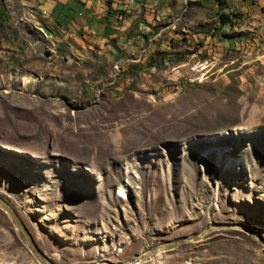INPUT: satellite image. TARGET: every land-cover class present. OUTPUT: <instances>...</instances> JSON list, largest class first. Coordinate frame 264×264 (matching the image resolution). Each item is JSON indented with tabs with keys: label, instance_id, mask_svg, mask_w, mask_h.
I'll use <instances>...</instances> for the list:
<instances>
[{
	"label": "rangeland",
	"instance_id": "1",
	"mask_svg": "<svg viewBox=\"0 0 264 264\" xmlns=\"http://www.w3.org/2000/svg\"><path fill=\"white\" fill-rule=\"evenodd\" d=\"M105 3L0 0V264H264V0Z\"/></svg>",
	"mask_w": 264,
	"mask_h": 264
},
{
	"label": "crops",
	"instance_id": "2",
	"mask_svg": "<svg viewBox=\"0 0 264 264\" xmlns=\"http://www.w3.org/2000/svg\"><path fill=\"white\" fill-rule=\"evenodd\" d=\"M37 12L38 21L61 26L70 36H85L96 41H106L123 35L125 25L117 20L115 3L109 6L105 0H29ZM37 4V6L35 5ZM45 12V13H44ZM45 14V15H44ZM122 25V27L120 26ZM125 35V32H124Z\"/></svg>",
	"mask_w": 264,
	"mask_h": 264
},
{
	"label": "water",
	"instance_id": "3",
	"mask_svg": "<svg viewBox=\"0 0 264 264\" xmlns=\"http://www.w3.org/2000/svg\"><path fill=\"white\" fill-rule=\"evenodd\" d=\"M0 204L2 205V207H4V209L11 215V217L14 219V221L16 222L18 228L20 230H22V232L26 235L30 245L33 247V249L35 250V252L37 254H39L40 256H42V252L39 250L38 246L36 245L34 239L32 238L31 234L28 232V230L22 225V223L20 222L18 216L13 212V210L10 208V206L4 202L3 200L0 199ZM212 229L206 230L204 231L199 237L196 238H192V239H188V242H192V241H198L200 239H202L205 235H207L209 232H211ZM184 241H177L175 243L172 244H168V245H164L162 246L164 250H169L172 249L176 246H178L179 244H181ZM157 251V250H156ZM147 254H144L142 257L147 256ZM100 264H110V263H100Z\"/></svg>",
	"mask_w": 264,
	"mask_h": 264
},
{
	"label": "bare ground",
	"instance_id": "4",
	"mask_svg": "<svg viewBox=\"0 0 264 264\" xmlns=\"http://www.w3.org/2000/svg\"><path fill=\"white\" fill-rule=\"evenodd\" d=\"M122 191H123V190H122ZM163 251H164L163 247L158 248V249H157V252H159V253H158V256H161V254L163 253ZM143 258H144V257H142V256L140 257V259H143Z\"/></svg>",
	"mask_w": 264,
	"mask_h": 264
},
{
	"label": "trees",
	"instance_id": "5",
	"mask_svg": "<svg viewBox=\"0 0 264 264\" xmlns=\"http://www.w3.org/2000/svg\"><path fill=\"white\" fill-rule=\"evenodd\" d=\"M6 12H7V9H6L5 6H3L2 10L0 11V14H1V13H4V14H5ZM4 18L6 19V17H4Z\"/></svg>",
	"mask_w": 264,
	"mask_h": 264
}]
</instances>
